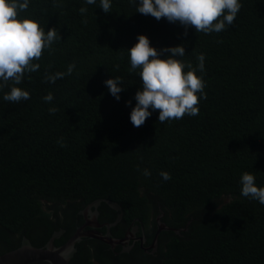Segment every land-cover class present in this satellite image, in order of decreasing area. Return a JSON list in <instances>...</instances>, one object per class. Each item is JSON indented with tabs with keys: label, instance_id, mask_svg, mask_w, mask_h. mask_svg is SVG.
I'll use <instances>...</instances> for the list:
<instances>
[{
	"label": "trees",
	"instance_id": "16d2710c",
	"mask_svg": "<svg viewBox=\"0 0 264 264\" xmlns=\"http://www.w3.org/2000/svg\"><path fill=\"white\" fill-rule=\"evenodd\" d=\"M240 3L232 25L205 34L136 13L134 0H112L107 14L99 0H30L21 17L55 27L57 40L19 85L30 99L6 102L9 89L0 90V255L23 237L43 247L34 235L59 229L53 208L109 200L128 224L156 229L164 214L173 232L159 264H264V205L241 196L239 183L249 172L264 187V0ZM139 34L157 49L183 44L180 59L193 67L204 55L197 116L161 124L157 110L132 125L141 82L128 49ZM72 64L70 75L47 79ZM112 77L124 87L119 101L104 84ZM72 264L99 263L76 255Z\"/></svg>",
	"mask_w": 264,
	"mask_h": 264
},
{
	"label": "clouds",
	"instance_id": "9594fccd",
	"mask_svg": "<svg viewBox=\"0 0 264 264\" xmlns=\"http://www.w3.org/2000/svg\"><path fill=\"white\" fill-rule=\"evenodd\" d=\"M86 4H96L97 0H85ZM136 13L150 15L157 21L164 18L169 23H178L186 30L195 28L197 33H219L232 25L240 8V0H134ZM30 0H0V90L8 87L2 99L6 102L20 103L30 99V93L19 87L25 74L36 72L43 50L50 49L57 40L55 27L45 31L40 24L27 17H21ZM112 0H99V8L110 13ZM87 11L81 8V14ZM137 42L128 49L131 70H138L140 87L134 99L135 106L130 112V122L134 127L142 126L159 110L158 121L163 124L173 119H181L185 115L199 114L198 101L206 98L202 74L205 70V57L198 56L199 63L193 67L180 59L185 55L183 44L157 49L151 45L150 39L144 34L137 36ZM165 53L167 55L165 56ZM75 65H69L67 73H55L47 79L55 82L65 74L70 75ZM187 69V71H185ZM11 82V86H10ZM109 93L119 101L124 90L119 77L104 81ZM51 102L49 93L43 97ZM131 101L128 104L131 105ZM54 112V108L49 109ZM144 175H150L148 170ZM164 180L171 179L167 172H161ZM240 194L243 197L258 201L264 205V187L258 186L256 178L249 172L241 174Z\"/></svg>",
	"mask_w": 264,
	"mask_h": 264
},
{
	"label": "flooded vegetation",
	"instance_id": "af4514ba",
	"mask_svg": "<svg viewBox=\"0 0 264 264\" xmlns=\"http://www.w3.org/2000/svg\"><path fill=\"white\" fill-rule=\"evenodd\" d=\"M103 203L105 202L98 205V208L91 203L65 205L60 210L53 208L52 219L59 225V229L55 230L51 236L52 238L55 234L58 235L54 241L55 245L63 246L77 231L81 230L88 236L81 238L76 244L75 256H83L99 264L163 263L167 244V241L164 242L166 238L164 233L173 232V228L162 231L156 241L158 227L146 228L137 219L128 224L123 220L124 215L119 210H115L117 212L115 215L114 211L103 208ZM109 208L113 209L110 206ZM163 218L164 215L161 217L162 221ZM48 230L46 226H39L37 234L34 235L39 242L43 239L40 242L43 245L51 239L46 240L45 234ZM180 231L178 230L179 233H177L179 236H181Z\"/></svg>",
	"mask_w": 264,
	"mask_h": 264
},
{
	"label": "water",
	"instance_id": "95a60500",
	"mask_svg": "<svg viewBox=\"0 0 264 264\" xmlns=\"http://www.w3.org/2000/svg\"><path fill=\"white\" fill-rule=\"evenodd\" d=\"M102 202L107 203L114 210L120 211V207L109 200H97L91 204L98 208V205ZM163 215L162 213V215L157 218L158 230L156 241L162 231L171 230V228L161 220ZM174 231L179 233L178 230ZM85 236L88 235L79 230L61 247H57L54 243L55 239L58 237L57 234H55L43 247L34 246L27 237H23L22 243L18 248L0 255V264H37L42 262L49 264H71V260L76 253V244Z\"/></svg>",
	"mask_w": 264,
	"mask_h": 264
},
{
	"label": "rangeland",
	"instance_id": "374dc122",
	"mask_svg": "<svg viewBox=\"0 0 264 264\" xmlns=\"http://www.w3.org/2000/svg\"><path fill=\"white\" fill-rule=\"evenodd\" d=\"M228 201H230V198H226V199H225V202H228ZM2 251H3V248L0 247V252H2Z\"/></svg>",
	"mask_w": 264,
	"mask_h": 264
}]
</instances>
